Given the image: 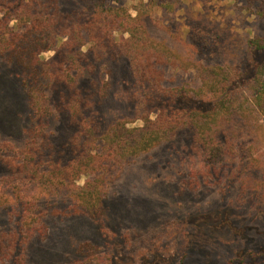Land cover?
<instances>
[{
	"label": "rangeland",
	"instance_id": "rangeland-1",
	"mask_svg": "<svg viewBox=\"0 0 264 264\" xmlns=\"http://www.w3.org/2000/svg\"><path fill=\"white\" fill-rule=\"evenodd\" d=\"M116 5L133 17L142 16L151 44L181 58L188 47L197 49L204 66L226 63L229 42L241 45L264 36V18L244 0H183L175 14L159 11L150 0H142V6L139 0ZM53 55L44 53L46 58ZM85 61L84 70L89 56ZM128 71L126 64L115 62L81 75L87 97L71 108L69 125V114L59 112L55 95L52 115L34 119L30 99L16 83L9 112L0 116V230L10 233L23 227L25 264H264V194H253L248 175H234L228 166L210 171L193 144L191 130L107 167L100 178L106 195L101 223L87 215L77 195L49 191L19 167L39 165L44 171L68 164L70 146L80 130L78 120L107 113L100 130L89 135L91 143L119 121L136 127L154 118L118 100ZM166 75L168 87L199 82L195 70L168 67ZM16 115L23 117L22 128L17 127ZM255 175L264 180L261 172ZM85 181L83 176L77 184ZM27 201L36 212L22 225L17 214L26 209ZM12 261L6 258V264Z\"/></svg>",
	"mask_w": 264,
	"mask_h": 264
},
{
	"label": "trees",
	"instance_id": "trees-1",
	"mask_svg": "<svg viewBox=\"0 0 264 264\" xmlns=\"http://www.w3.org/2000/svg\"><path fill=\"white\" fill-rule=\"evenodd\" d=\"M121 1L0 0V116L9 112L19 82L30 99L34 119L52 115L50 102L55 95L59 112L69 114L68 124L71 108L87 97L81 75L115 62L129 69L118 100L141 113L154 114L141 126L129 127L128 121H119L91 143L89 135L100 130L107 113L78 120L80 130L70 146L68 164L44 171L39 165L19 167L49 191L77 195L87 215L101 223L106 195L100 178L107 167L151 151L179 131L191 130L193 144L210 171L228 166L234 175H248L251 192L261 197L264 180L258 181L255 172L264 174V36L256 35L241 45L229 42L226 63L204 66L197 59L198 50L188 45L181 58L151 44L142 16L133 17L124 6H117ZM244 1L264 18V0ZM151 2L159 11L175 14L183 0ZM12 21L14 26H10ZM48 52L54 55L46 58ZM85 56L90 59L86 70L82 69ZM168 67L195 70L199 82L168 87ZM14 118L22 128L23 117ZM83 176L85 183L77 184ZM31 203L23 204L26 209L17 214L22 225L36 212ZM22 231V226L16 232L0 230L1 264H6V258L13 259V264H25Z\"/></svg>",
	"mask_w": 264,
	"mask_h": 264
}]
</instances>
